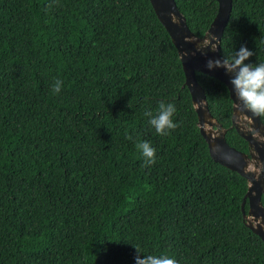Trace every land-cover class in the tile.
<instances>
[{"label":"trees","instance_id":"obj_1","mask_svg":"<svg viewBox=\"0 0 264 264\" xmlns=\"http://www.w3.org/2000/svg\"><path fill=\"white\" fill-rule=\"evenodd\" d=\"M176 3L203 37L217 1ZM232 7L221 56L246 46V63H264V0ZM196 77L247 153L226 85ZM185 81L150 0H0V264H135V247L178 264H264L243 218L247 180L211 158ZM161 102L177 109L167 136L145 115Z\"/></svg>","mask_w":264,"mask_h":264},{"label":"water","instance_id":"obj_2","mask_svg":"<svg viewBox=\"0 0 264 264\" xmlns=\"http://www.w3.org/2000/svg\"><path fill=\"white\" fill-rule=\"evenodd\" d=\"M215 1L218 3L217 14L204 36L198 37L190 30L176 0H150L158 20L178 51L185 85L191 94L200 133L208 145L210 156L216 163L247 180L248 189L242 202L244 222L264 242V123L261 117L254 116L237 99L234 86L230 83L235 73H227L224 68L208 69L206 66L209 59H224L220 53L221 43L233 9L232 0ZM211 35L217 37L212 41L217 45L216 50L212 51L211 45L200 49L203 40ZM196 73L210 76L226 85L232 100V127L247 142V153L228 144L227 129L212 116L206 92L198 82Z\"/></svg>","mask_w":264,"mask_h":264},{"label":"clouds","instance_id":"obj_3","mask_svg":"<svg viewBox=\"0 0 264 264\" xmlns=\"http://www.w3.org/2000/svg\"><path fill=\"white\" fill-rule=\"evenodd\" d=\"M216 39V36L211 35L209 39L203 40L199 48H208L211 45V50L215 51L217 45L212 43V41ZM252 55V51L246 46H242L233 56L224 58L222 61L220 59H209L206 66L208 69L224 68L227 73H235L230 83L234 86L237 99L254 116L264 117V63H246ZM62 87L63 81L56 79L53 85V92L59 94ZM176 111L174 104L161 102L155 115L151 112H146L145 115L151 117L148 123L155 129L157 134L167 136L178 127V123L173 119ZM128 139H132V137L129 136ZM135 147L143 156L145 166L156 163L157 150L150 142L138 141ZM135 248L138 253L135 257V264H178L177 260L168 254L159 256L144 255L141 258L139 255L140 250L137 247Z\"/></svg>","mask_w":264,"mask_h":264},{"label":"flooded vegetation","instance_id":"obj_4","mask_svg":"<svg viewBox=\"0 0 264 264\" xmlns=\"http://www.w3.org/2000/svg\"><path fill=\"white\" fill-rule=\"evenodd\" d=\"M262 201H263V203H264V197L262 198Z\"/></svg>","mask_w":264,"mask_h":264}]
</instances>
